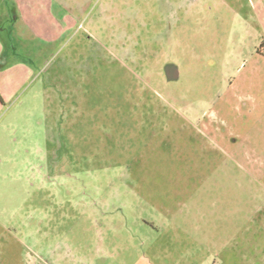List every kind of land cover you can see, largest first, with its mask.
I'll return each mask as SVG.
<instances>
[{"label":"rangeland","instance_id":"rangeland-1","mask_svg":"<svg viewBox=\"0 0 264 264\" xmlns=\"http://www.w3.org/2000/svg\"><path fill=\"white\" fill-rule=\"evenodd\" d=\"M69 4L51 45L1 33L32 74L0 97V264H259L264 0Z\"/></svg>","mask_w":264,"mask_h":264},{"label":"crops","instance_id":"crops-1","mask_svg":"<svg viewBox=\"0 0 264 264\" xmlns=\"http://www.w3.org/2000/svg\"><path fill=\"white\" fill-rule=\"evenodd\" d=\"M72 1L79 0H0V8L4 9L0 14V97L4 102L5 99L9 101L18 96L32 70L27 63L11 59L12 55L1 33L6 29L9 33L15 30L19 35L28 34L51 45L74 27V9L69 4ZM78 8L85 12L82 5ZM1 103L0 100V113L5 108ZM259 264H264V254Z\"/></svg>","mask_w":264,"mask_h":264},{"label":"flooded vegetation","instance_id":"flooded-vegetation-1","mask_svg":"<svg viewBox=\"0 0 264 264\" xmlns=\"http://www.w3.org/2000/svg\"><path fill=\"white\" fill-rule=\"evenodd\" d=\"M167 72L170 73V74H172L173 72H175V69L174 68H170V69H168Z\"/></svg>","mask_w":264,"mask_h":264},{"label":"water","instance_id":"water-1","mask_svg":"<svg viewBox=\"0 0 264 264\" xmlns=\"http://www.w3.org/2000/svg\"><path fill=\"white\" fill-rule=\"evenodd\" d=\"M176 76H178V73L176 74Z\"/></svg>","mask_w":264,"mask_h":264}]
</instances>
